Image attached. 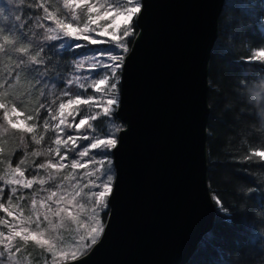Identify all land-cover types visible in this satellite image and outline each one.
Masks as SVG:
<instances>
[{
	"label": "trees",
	"instance_id": "obj_1",
	"mask_svg": "<svg viewBox=\"0 0 264 264\" xmlns=\"http://www.w3.org/2000/svg\"><path fill=\"white\" fill-rule=\"evenodd\" d=\"M41 3L48 13L66 7L62 0H0V45L4 49L0 51V98L31 114L30 127H13L0 107L3 186L0 223L7 213L2 206L15 203L29 213L36 199L60 188L56 184L63 181L61 173L50 167L56 161L51 137L56 104L66 98L71 86L69 74L86 59L90 48L108 46L106 43L65 46L59 39L45 42L42 35L49 27L47 20L41 21L44 28H32L22 35L18 26L23 19L31 16V26L36 18L48 14L37 7ZM129 26L132 32L128 44L136 32L133 19ZM19 47H27L29 55H36L42 48L43 60L33 61L15 51ZM261 53H264V0H224L208 69L207 180L216 211L212 227L184 264H264V55ZM21 58L28 66L27 72L18 77L13 72L10 77L9 72ZM116 125L121 126L118 122ZM87 142L76 146L69 142L65 149L71 156ZM15 161L34 180L28 186L14 185L11 189L4 182V174L8 163ZM90 167L94 170L95 162ZM85 168L81 167L79 172ZM98 174L95 170V179ZM81 186L77 188L79 195L73 189L75 196L72 194L70 199H58L54 194L49 204L38 211L40 226L33 229L35 236L50 242V237L67 233L80 222L89 226L87 214L79 204L78 196L86 192V186ZM97 201L98 215L103 218L107 208L103 209V203ZM31 240L29 237L24 240L20 252L28 256L27 264H43L49 243L36 247ZM89 247L90 244L83 248L82 254ZM3 262L0 260V264L6 263Z\"/></svg>",
	"mask_w": 264,
	"mask_h": 264
},
{
	"label": "water",
	"instance_id": "obj_2",
	"mask_svg": "<svg viewBox=\"0 0 264 264\" xmlns=\"http://www.w3.org/2000/svg\"><path fill=\"white\" fill-rule=\"evenodd\" d=\"M224 0H140L114 116L107 215L54 264H184L215 216L207 180L208 69Z\"/></svg>",
	"mask_w": 264,
	"mask_h": 264
},
{
	"label": "rangeland",
	"instance_id": "obj_3",
	"mask_svg": "<svg viewBox=\"0 0 264 264\" xmlns=\"http://www.w3.org/2000/svg\"><path fill=\"white\" fill-rule=\"evenodd\" d=\"M62 3L66 7L50 12L53 19L47 20L49 27H56L57 20L63 21L64 31H68L67 25H72L73 33L69 36L61 34L59 40L62 45L89 47L106 43L105 45L108 46L92 47L90 51L87 50L89 53H87L86 59H82V63L77 65L76 69L69 74L71 86L66 98L56 104L54 120L53 117L51 119L53 125L51 137L54 146L52 155H55L56 161L50 167L61 173V180L63 181L56 184L60 188L51 190V194L47 191L46 196L36 199L29 213L24 210V207L15 203L2 206L7 213L2 215L3 220L0 223V260L3 259L6 262L5 264L29 263L26 261L28 256L20 252L23 249L25 237L31 238L36 247L47 241L40 238V236H35L33 229H39L40 215L38 211H42L49 204V201L54 198L52 197L54 194L58 199L65 197L70 199L73 191L79 192L77 188H80L81 184V187L86 186V192L78 197L80 206L87 214L86 220L89 226H83L80 222L73 226L71 230L69 229L67 233L50 237V242L47 241L49 245L46 246L45 257L47 258L43 264L48 262L54 264L69 260L65 258V253L73 249L82 250L89 244L91 246L99 237L107 215V212H105L103 218L99 217L98 211L100 209L97 208V199L99 203L100 201L103 203V209L107 208L106 197L111 189L114 173L111 162V148L116 141L117 131L122 127V124L114 116L118 104L120 67L123 57L130 47L127 39L132 32V28L129 23L119 29V35H116L114 29L110 30L111 35H104L102 34L103 28L100 25L90 23L89 17H94L97 13H89L88 6L94 4L102 12L107 10L100 7L104 3L109 5L116 3L117 8H127L129 3L128 0H88L87 4L81 3L79 7L77 6L78 0H62ZM131 6L139 8L140 0H134ZM135 15L132 18L133 23ZM104 23L106 22L100 21L101 25ZM86 25L94 30L83 31ZM94 65L97 67L93 68ZM104 77L108 79V84L111 86L109 89L110 96L107 88H104L101 92L95 91L94 88V83ZM112 89H115V91L113 92ZM106 100L108 106H111L114 101L117 102L110 113L108 107H104ZM79 101H88V103L78 104ZM0 105L3 109L2 115L13 127L31 126V114L23 113L19 108L1 98ZM5 113H7V116H5ZM85 119H88L91 127L84 126ZM116 122L120 123L121 126L116 125ZM86 140H88L87 144L75 150L74 155L70 156L65 149L69 142L76 146V144ZM101 144L105 145L103 149L99 147ZM92 162H95L94 170L93 167H90ZM17 163V161L10 162L5 169L4 182L8 183L11 189L14 185L28 186L34 180V178L25 175ZM88 166L90 170H88ZM81 167L88 168L79 172ZM95 170L97 174L99 171L96 179ZM2 187L0 183V188L2 189ZM92 217L94 218L92 219ZM93 236L95 239L90 238ZM37 240L41 243H37Z\"/></svg>",
	"mask_w": 264,
	"mask_h": 264
},
{
	"label": "snow or ice",
	"instance_id": "obj_4",
	"mask_svg": "<svg viewBox=\"0 0 264 264\" xmlns=\"http://www.w3.org/2000/svg\"><path fill=\"white\" fill-rule=\"evenodd\" d=\"M88 0H78L77 6L79 7L81 3L87 4ZM129 6L127 8H117L116 3H112L109 5L108 3L102 4L100 7L107 9L104 11H100L94 4L88 6V12H96L97 14L94 17H89L90 23L93 25H100L103 28L102 34L104 35H111L110 30H115L116 35H119V29L123 28L125 25L129 24L133 16L135 15L136 12L139 11V8L131 6L134 3V0H128ZM38 8H42L45 13H48V9L41 3L37 5ZM53 17L51 16L50 13L43 17H38L35 19L34 23L29 24V22L32 20V17L29 16L27 19H23V23L18 26V29L20 30L22 35H27L32 28H44V24L41 23L42 20H51ZM100 21H105L103 25L100 24ZM56 27H48L46 29V34L42 35V38L44 39L45 42L47 41H52L59 39L61 34L64 36H69L71 33H73L72 25H67L68 31H64L65 25L63 21L57 20L56 21ZM14 30L16 28H13ZM93 28H89L87 25L83 29V31L88 32V31H93ZM32 35H35V32H32ZM3 46L0 45V51H3ZM15 51L23 54L24 56L30 57L33 61H42L43 60V49L39 48L37 51L36 55H29V49L27 47H19L16 48ZM260 55H264V53H261ZM27 64L24 62L23 58L19 59L18 62L15 63V67L12 69L11 72H9V76H12V73L15 72L16 76L18 77L20 73L22 72H27ZM93 68L97 66H92ZM103 86V87H102ZM110 85L108 84V79L104 77L103 79H100L99 81H96L94 83V88L95 91L101 92L104 90V88H107V92L110 96ZM114 92L115 89H112ZM79 103H88V101H79ZM116 101L113 102L111 106L107 105V100L106 104L104 107H108V112L110 113L115 106ZM2 107V105H0ZM69 115H71L69 113ZM5 116H7V113H5ZM65 121V120H63ZM15 124V123H14ZM17 126V124H15ZM47 126V124L45 125ZM76 126V125H75ZM84 126L91 127V124H89L88 119H85ZM100 148H104L105 145L101 144L99 145ZM19 173V170H17ZM20 174V173H19ZM99 231V230H98ZM27 239V237H25ZM91 239H95V237H90ZM37 243H41V241L37 240ZM43 243H47V241H44ZM82 254V251L80 249H73L67 253L64 254L66 259L70 258H78V255Z\"/></svg>",
	"mask_w": 264,
	"mask_h": 264
}]
</instances>
